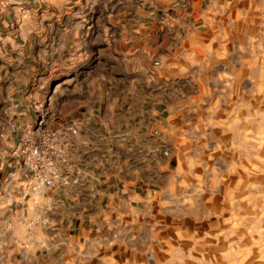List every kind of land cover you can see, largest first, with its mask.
Instances as JSON below:
<instances>
[{"label":"clouds","instance_id":"clouds-1","mask_svg":"<svg viewBox=\"0 0 264 264\" xmlns=\"http://www.w3.org/2000/svg\"><path fill=\"white\" fill-rule=\"evenodd\" d=\"M0 264H264V0H0Z\"/></svg>","mask_w":264,"mask_h":264},{"label":"crops","instance_id":"crops-1","mask_svg":"<svg viewBox=\"0 0 264 264\" xmlns=\"http://www.w3.org/2000/svg\"><path fill=\"white\" fill-rule=\"evenodd\" d=\"M55 86H56V85H55V83H54V84H53V88H55Z\"/></svg>","mask_w":264,"mask_h":264}]
</instances>
